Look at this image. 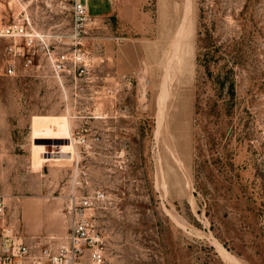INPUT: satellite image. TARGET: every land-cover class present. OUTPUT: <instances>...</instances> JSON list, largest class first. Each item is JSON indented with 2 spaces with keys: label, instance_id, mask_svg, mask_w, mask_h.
<instances>
[{
  "label": "rangeland",
  "instance_id": "obj_1",
  "mask_svg": "<svg viewBox=\"0 0 264 264\" xmlns=\"http://www.w3.org/2000/svg\"><path fill=\"white\" fill-rule=\"evenodd\" d=\"M102 1L76 29L73 0H0L8 220L58 245L89 196L106 264H264V0ZM14 18L68 54L63 70L40 53L4 74Z\"/></svg>",
  "mask_w": 264,
  "mask_h": 264
},
{
  "label": "built area",
  "instance_id": "obj_2",
  "mask_svg": "<svg viewBox=\"0 0 264 264\" xmlns=\"http://www.w3.org/2000/svg\"><path fill=\"white\" fill-rule=\"evenodd\" d=\"M72 9L75 27L80 29L91 19L88 0H73ZM1 34L21 39L18 47L17 44L8 47L12 60L5 68V75L16 72L15 59H23L24 66L31 67L36 57L44 53L59 72L65 68L70 58L65 53L53 57L52 44L40 37L33 28H29L23 18H14L12 24L2 30ZM77 64L74 62V65ZM85 66L80 61L78 67L81 71ZM91 209V197L75 200L68 209L72 221L66 240L58 245L50 241L33 243L25 241L8 220V204L5 196L0 194V264H106L105 238L96 228Z\"/></svg>",
  "mask_w": 264,
  "mask_h": 264
},
{
  "label": "trees",
  "instance_id": "obj_3",
  "mask_svg": "<svg viewBox=\"0 0 264 264\" xmlns=\"http://www.w3.org/2000/svg\"><path fill=\"white\" fill-rule=\"evenodd\" d=\"M198 38V53H197V64L199 67L204 68L205 72L210 74V64L213 58L218 52V46L215 43L214 35L211 31V27L205 26L204 31H200ZM231 94H234V82L230 85Z\"/></svg>",
  "mask_w": 264,
  "mask_h": 264
},
{
  "label": "crops",
  "instance_id": "obj_4",
  "mask_svg": "<svg viewBox=\"0 0 264 264\" xmlns=\"http://www.w3.org/2000/svg\"><path fill=\"white\" fill-rule=\"evenodd\" d=\"M88 2H89V0H88ZM102 2H104V1H102ZM109 5H110V8L109 9H110V13H111L113 11V6H114L113 0H110Z\"/></svg>",
  "mask_w": 264,
  "mask_h": 264
}]
</instances>
